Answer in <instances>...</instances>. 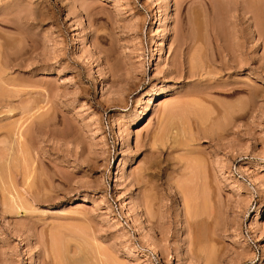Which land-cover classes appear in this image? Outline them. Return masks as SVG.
I'll return each instance as SVG.
<instances>
[{
	"label": "rangeland",
	"instance_id": "1",
	"mask_svg": "<svg viewBox=\"0 0 264 264\" xmlns=\"http://www.w3.org/2000/svg\"><path fill=\"white\" fill-rule=\"evenodd\" d=\"M210 1L0 0V264H264V0Z\"/></svg>",
	"mask_w": 264,
	"mask_h": 264
},
{
	"label": "bare ground",
	"instance_id": "2",
	"mask_svg": "<svg viewBox=\"0 0 264 264\" xmlns=\"http://www.w3.org/2000/svg\"><path fill=\"white\" fill-rule=\"evenodd\" d=\"M214 1H215V0H213V3H214ZM210 2L212 3V0H211ZM216 4H217V3H216ZM215 6H217V5H215ZM212 7L215 8L214 6H212ZM218 8H219V7H218ZM215 36H216V34H215ZM78 37H79V36H78ZM213 37H214V35H213ZM216 38H217V37H216ZM214 39H215V38H214ZM217 40H218V39H217ZM217 40L215 39L214 41L216 42ZM217 52H218V51H217ZM203 58H204V57H203ZM191 69H193V68H191ZM191 69L189 70V73H190V74H192V73L190 72V71H192ZM173 70H174V69H173ZM192 75H193V74H192ZM169 115H170V114H169ZM172 124H173V123H172Z\"/></svg>",
	"mask_w": 264,
	"mask_h": 264
}]
</instances>
